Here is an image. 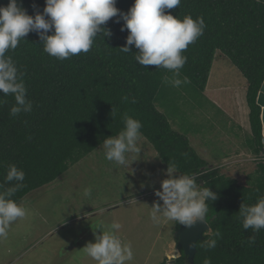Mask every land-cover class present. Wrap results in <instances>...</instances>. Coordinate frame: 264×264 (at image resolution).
<instances>
[{"label":"trees","instance_id":"obj_1","mask_svg":"<svg viewBox=\"0 0 264 264\" xmlns=\"http://www.w3.org/2000/svg\"><path fill=\"white\" fill-rule=\"evenodd\" d=\"M7 3L0 0V5ZM133 3L116 0V7L126 13ZM22 6L34 15L43 11L45 0H22ZM166 12L180 19L186 15L203 17L206 24L204 34L182 53L187 62L180 73L196 89L205 91L218 52L244 75L252 145L256 153L264 152L262 108L257 104L264 82V0H181L178 8ZM117 18L104 25L111 30V37L98 36L89 52L63 61L43 51L35 32L6 53L24 74L27 99L33 109L13 118L9 111L14 98L0 95L6 101L0 105V184L11 186L5 183L9 165L22 169L24 187L12 197L22 202L102 146L106 137L118 135L125 116H130L141 121L142 136L153 144L165 168L175 165L179 174H197V183L218 197L207 202L205 221L211 232L197 242L193 262L175 237L181 251L175 264H203L206 257L212 264H264V229L255 234L252 229L244 230L238 214L242 203L252 205L264 197V162L249 184L208 168L188 137L175 130L157 107L166 78L172 73L139 65L134 46L131 52H122L120 47L125 45L128 31L120 30L123 21L116 23ZM217 231L219 238L214 235ZM252 235L256 240L249 245L247 239ZM208 239H217L215 248L206 249L204 242ZM161 264H167V259Z\"/></svg>","mask_w":264,"mask_h":264},{"label":"clouds","instance_id":"obj_2","mask_svg":"<svg viewBox=\"0 0 264 264\" xmlns=\"http://www.w3.org/2000/svg\"><path fill=\"white\" fill-rule=\"evenodd\" d=\"M181 0H134L125 13L116 7V0H45L43 11L29 15L22 6V0H8L0 5V95H11L15 103L10 107L13 118L21 113H30L32 102L27 99V89L20 72L10 55L6 53L17 49L20 41L30 32H35L43 44V51L57 60H66L71 56L87 53L98 37H111V30L104 27L113 18L121 20V31H128L126 43L120 47L124 53L131 52L132 46L138 51L136 62L143 66H155L173 74L166 82L173 87L187 83V77L180 78V70L187 62L182 53L190 44L204 34L206 24L203 17L193 19L186 15L183 19L166 12L178 8ZM35 9V5H33ZM52 34H49V33ZM6 101L0 99V105ZM134 102V101H133ZM114 112V109H112ZM141 121L130 116L124 118V128L116 136L103 141L105 158L123 167H129L130 157L140 155L142 147ZM264 135V133H262ZM167 178L161 180V189L154 190L158 201H154L150 218L155 224L174 221L186 227L196 222H205L208 213V201H215L217 194L197 183V174H179L175 165L167 167ZM25 172L15 165H9L5 184H0V239H6L10 226L27 215V209L12 197L24 187ZM15 182V183H13ZM87 195V191L85 192ZM162 201V204L159 203ZM242 218L244 230L252 229L259 233L264 229V197L258 198L252 205L242 203L238 212ZM122 228L119 222L97 226L99 234L94 232L95 242H88L83 252L97 264H130L134 252L130 242L122 240L118 234ZM220 237V232H215ZM256 236L248 237L247 243H255ZM217 239L204 242L206 249H213ZM180 259V253L174 252L169 262ZM203 264H212L205 258Z\"/></svg>","mask_w":264,"mask_h":264},{"label":"rangeland","instance_id":"obj_3","mask_svg":"<svg viewBox=\"0 0 264 264\" xmlns=\"http://www.w3.org/2000/svg\"><path fill=\"white\" fill-rule=\"evenodd\" d=\"M172 77L170 74L167 79ZM185 77L180 73L178 78ZM187 81L179 87L165 81L157 107L176 130L184 135L193 133L213 157L222 158L226 150L219 137L226 131L219 125L215 132L211 125L224 123L226 115L207 94L226 84L243 90L247 80L218 52L205 92ZM248 113L240 119L250 130ZM138 143L142 151L130 157L129 167L108 161L100 146L57 180L27 195L18 203L27 209L26 217L14 222L7 238L0 239V264H97L82 248L95 242L94 232L99 234L101 222L106 226L122 224L118 234L131 243L134 252L130 264H161L166 259L167 264H173L163 254L172 242V253L181 255L175 238L178 223L155 224L150 218V207L158 201L154 190L161 189V180L167 178L165 166L146 137L141 136Z\"/></svg>","mask_w":264,"mask_h":264},{"label":"crops","instance_id":"obj_4","mask_svg":"<svg viewBox=\"0 0 264 264\" xmlns=\"http://www.w3.org/2000/svg\"><path fill=\"white\" fill-rule=\"evenodd\" d=\"M244 85L245 88L240 90L241 87L238 85L226 84L223 88L218 86L216 89H209L210 91L207 94V97H210L209 99L220 107L226 115L224 123L215 124L213 122L211 125L215 132H217L216 128L219 125L227 132L223 133V138L219 137L221 141L223 140V148L226 150L222 158L213 157L211 150L205 145H201L199 140L192 136L193 133L185 134L188 135L191 146L207 162L208 168H217L221 174L233 177L241 184H249L250 180L256 177L260 163L264 162V152L258 154L254 151L255 146L253 147L252 145L253 133L251 125L250 130H248V127L240 119L241 115V118H243L246 113H250L246 100L247 82ZM174 129L176 130V128ZM159 202L162 203V201ZM174 248L171 242L169 250H166L167 253L163 254V257L167 258L172 255Z\"/></svg>","mask_w":264,"mask_h":264},{"label":"water","instance_id":"obj_5","mask_svg":"<svg viewBox=\"0 0 264 264\" xmlns=\"http://www.w3.org/2000/svg\"><path fill=\"white\" fill-rule=\"evenodd\" d=\"M257 104L262 108V113H261L262 128H263L262 133H264V82L258 94ZM210 231H211V227L207 221L205 222L198 221L191 227H186L183 224L179 223V228L175 233V237H177L179 246L184 250L185 254L188 256L191 262L194 261L195 254L197 252V242L199 240H204L206 234L209 233ZM175 262L176 260L172 261L173 264Z\"/></svg>","mask_w":264,"mask_h":264},{"label":"built area","instance_id":"obj_6","mask_svg":"<svg viewBox=\"0 0 264 264\" xmlns=\"http://www.w3.org/2000/svg\"><path fill=\"white\" fill-rule=\"evenodd\" d=\"M263 143H264V139H263Z\"/></svg>","mask_w":264,"mask_h":264}]
</instances>
